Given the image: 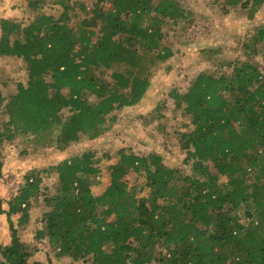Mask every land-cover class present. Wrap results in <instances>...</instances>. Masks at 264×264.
Instances as JSON below:
<instances>
[{
  "label": "trees",
  "instance_id": "obj_1",
  "mask_svg": "<svg viewBox=\"0 0 264 264\" xmlns=\"http://www.w3.org/2000/svg\"><path fill=\"white\" fill-rule=\"evenodd\" d=\"M22 1L32 14L28 22L0 20V58L19 61L26 76L6 96L0 90V179L3 145L17 136L52 135L63 152L98 138L115 113L137 105L174 55L165 28L180 24L184 32L181 24L191 16L180 0H92L89 7L78 0ZM263 4L225 0L248 21ZM48 7L55 13H45ZM241 49L242 62L201 50L213 68L198 73L184 92L170 90L171 114L186 118L184 129L166 130L164 103L143 125L157 122L165 145L174 139L187 173L156 152L119 148L97 195L91 187L100 184V163L111 160L108 155L86 151L51 165L44 173L57 176L53 191L42 189L38 173L27 174L6 212L0 203L11 233L10 244H0V264H41L29 261L37 249L20 241L11 220L18 215L25 229L38 197L44 212L33 241H46L56 258L84 264H264V24ZM129 174L143 179L146 196L128 186Z\"/></svg>",
  "mask_w": 264,
  "mask_h": 264
},
{
  "label": "rangeland",
  "instance_id": "obj_2",
  "mask_svg": "<svg viewBox=\"0 0 264 264\" xmlns=\"http://www.w3.org/2000/svg\"><path fill=\"white\" fill-rule=\"evenodd\" d=\"M82 1L89 7L92 0ZM191 16L186 24H181L185 30L181 31L180 24L168 25L165 31L168 34L167 42L172 48L174 55L160 70L155 73L150 87L144 98L135 106L124 108L115 113L116 120L109 125L98 138L94 140L82 139L71 144L67 150L60 152L52 143V135L47 138L37 139L31 135H20L9 143L3 145V168L0 179V203L2 211L8 209L7 202L24 184V178L32 172L38 173L42 180V189L47 187L53 191L56 187L57 176L44 173V170L65 159H69L86 151L96 154V157L108 155L111 160L103 159L100 163L101 174L99 185H93L91 191L99 194L108 183L107 166L115 162V153L119 148H127L135 153L147 154L158 153L163 162L169 167L185 171L182 164L184 155L179 152L174 144V139L163 144L164 138L157 133V122L143 126L149 121L154 108L164 103L168 107L166 119L163 124L171 133L173 130H182L186 118L180 115L173 116L170 109L173 105L168 100L171 89L177 88L184 92L188 83L200 72L209 71L213 68L212 62L202 60L200 51L213 49L217 51L215 59L228 61H243L241 46L253 30L264 24V4L252 21L246 18L234 8L225 6V0H180ZM181 2V3H182ZM21 6V7H20ZM45 13H55L51 7ZM5 17H16L18 20L28 22L32 18L30 10L22 0H0V20ZM185 25V26H184ZM255 63L262 68V59L255 57ZM103 78H108V72L98 71ZM26 76L17 60L0 58V90L4 96L13 91L17 83H25ZM66 116L67 112H63ZM5 117L0 115V120ZM144 119V120H143ZM45 140V141H44ZM184 170V171H183ZM129 187H135L138 197L147 195L143 188V179L135 174L126 177ZM44 212L42 197L32 200L29 208V223L25 229L18 226V215L11 217L17 236L20 241L27 245H33L37 250L29 259L30 262L41 264H84L72 262L67 258H56L46 241H33V235L40 227V219ZM10 230L5 214H0V244H10Z\"/></svg>",
  "mask_w": 264,
  "mask_h": 264
}]
</instances>
